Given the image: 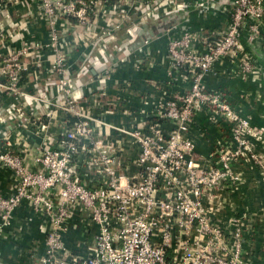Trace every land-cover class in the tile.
<instances>
[{"label":"built area","instance_id":"obj_1","mask_svg":"<svg viewBox=\"0 0 264 264\" xmlns=\"http://www.w3.org/2000/svg\"><path fill=\"white\" fill-rule=\"evenodd\" d=\"M8 2L22 4L20 32H27L33 21L45 27L47 40L28 41L13 34L9 51L0 53V87L11 98L0 105V165L13 178L11 193L0 195V240L15 210L26 203L44 220L43 252L37 256V247L33 248V264H253L249 220L232 215L226 229L212 220L202 200L214 198L218 189L239 180L233 164L242 163L246 155L264 170V157L247 140L263 136L264 127L253 125L220 91L207 89L204 77L216 62L241 51L236 62L239 76L250 79L258 72L249 49L264 42V0H0V15L7 20H11ZM176 11L185 14L183 21L154 38H143L134 50L112 61L134 42L139 27ZM194 13L227 14L223 34L217 36L219 25L210 30L190 28L186 22ZM132 15L136 31L117 41L114 30ZM102 19L106 22L100 25ZM68 27L75 34L71 42ZM244 32L247 43L241 39ZM160 39L166 75L172 82L179 76L186 89L151 112L147 134L132 132L139 144L138 173L129 177L118 171L121 164L114 153L97 142L95 150L88 148L93 118L84 112L88 100L74 96L73 81L97 69L107 84L126 63L142 70L147 48ZM76 46L83 52L74 65L68 54ZM42 67L59 90L56 100L36 88L29 92L20 87L25 72L37 78ZM202 108L211 123L227 125L230 137L200 167L186 134ZM59 112L64 114V128L50 143L41 133L46 126L40 121L55 119ZM24 126H40L43 140L34 157L37 169L25 165L20 151L7 146L12 128ZM80 153L85 155L83 166L93 172L90 179L76 171L74 158ZM76 207L95 227L85 240V252L63 240Z\"/></svg>","mask_w":264,"mask_h":264},{"label":"crops","instance_id":"obj_2","mask_svg":"<svg viewBox=\"0 0 264 264\" xmlns=\"http://www.w3.org/2000/svg\"><path fill=\"white\" fill-rule=\"evenodd\" d=\"M7 7L11 20L0 15L1 54L9 51L13 34L28 41L47 40L45 27L37 26L33 21L27 28V32H20L18 21L23 9L22 4L8 2ZM227 18V14L222 13L200 17L194 13L188 17L186 24L190 28L204 27L209 30L219 25L220 30L217 36H221ZM105 22L103 19L99 20L100 25ZM135 23V16L132 15L122 27L116 28L114 35L117 41L123 40L129 32L133 34L136 31ZM74 38L73 28L68 27L67 40L71 42ZM241 39L243 43H247L245 32ZM253 47L255 48L249 49L245 46L244 50L251 51L255 66L258 67V72L254 76L250 79H242L239 76L236 62L243 52L241 51L216 62L212 71L204 77V85L207 89L220 91L225 99L253 125L264 127V42L261 41L258 45L254 43ZM82 52V47H72L68 54L69 61L75 65ZM147 52L149 56L145 58L146 66L142 70H134L131 63H126L112 74L107 84L97 73H90L73 81L74 96L83 101L88 100V103L83 105L86 107L84 112L93 118L91 123L93 133L88 148L95 150L94 144L97 142L101 149L114 153L121 164L118 171L125 172L129 177L138 173L139 144L132 132H138L139 136L147 134L151 112L161 107L169 96L176 92L182 93L186 89V83L179 76L173 78L172 82L166 75L163 39L152 42ZM42 64L48 66L47 61H43ZM51 82H53L52 77H49L42 67L40 76L37 78H34L30 72H25L20 80V87L29 92L36 88L41 94H46L49 100H56L60 93ZM10 99V96L5 95L4 88L0 87V105L7 103ZM43 109H46V106H43ZM63 121L62 112H59L55 119L49 120L47 117L41 119L40 123L46 126L41 133L47 136L50 143L60 136L64 128ZM9 126L12 127V124L9 123ZM167 126L168 124L164 125L165 130ZM39 127L12 128L7 145L10 149L19 150L24 164L31 169L39 167V164L34 161L39 144L43 140L38 132ZM186 135L194 144L193 155L198 158L197 164L200 167L206 164L208 156L217 145L219 146L224 139L230 137L227 125L211 123V116L204 108L196 113ZM247 140L250 148L264 157V135L260 138L248 136ZM84 157L83 153L78 154L74 158V163L79 176L86 180L93 177V172L83 166ZM122 165L126 166V169ZM233 166L234 171L239 175V180L218 189L214 198H203L202 204L212 220L226 229H229V218L232 215H242L249 220L253 228L252 233H249V245L254 256L253 264H264V170L247 155L242 163H234ZM12 183L10 171L0 165L1 196L11 193ZM43 224L44 220L33 213L28 204L25 203L17 208L11 224L0 240V262L33 264L31 257L36 254L33 248L37 247V256L43 252ZM94 230L95 227L91 221L79 207H76L69 219L68 230L63 240L68 247L85 252V240L94 233Z\"/></svg>","mask_w":264,"mask_h":264},{"label":"water","instance_id":"obj_3","mask_svg":"<svg viewBox=\"0 0 264 264\" xmlns=\"http://www.w3.org/2000/svg\"><path fill=\"white\" fill-rule=\"evenodd\" d=\"M184 19H185V14L181 11H176L162 16L158 20L149 23L147 26L142 25L137 30V34L134 42L129 46L123 48L121 51L117 52L112 61H115L120 56L134 50L136 47H138L140 44L143 43V38H147V39L154 38L159 33L164 31L166 28L171 26L173 23H179ZM255 44L258 45V43ZM250 48L254 49L255 47L250 46ZM97 71H98L97 69H92L90 73H96Z\"/></svg>","mask_w":264,"mask_h":264}]
</instances>
